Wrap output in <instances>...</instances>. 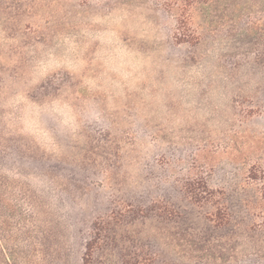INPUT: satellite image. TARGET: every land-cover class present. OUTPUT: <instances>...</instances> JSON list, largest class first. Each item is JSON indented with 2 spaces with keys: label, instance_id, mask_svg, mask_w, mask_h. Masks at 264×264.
I'll return each instance as SVG.
<instances>
[{
  "label": "rangeland",
  "instance_id": "1",
  "mask_svg": "<svg viewBox=\"0 0 264 264\" xmlns=\"http://www.w3.org/2000/svg\"><path fill=\"white\" fill-rule=\"evenodd\" d=\"M0 264H264V0H0Z\"/></svg>",
  "mask_w": 264,
  "mask_h": 264
},
{
  "label": "trees",
  "instance_id": "2",
  "mask_svg": "<svg viewBox=\"0 0 264 264\" xmlns=\"http://www.w3.org/2000/svg\"><path fill=\"white\" fill-rule=\"evenodd\" d=\"M251 173V172H250ZM248 179H250V176H248ZM210 194L212 195V192H210ZM190 197V199H193L195 202H200L199 201V199H200V197H199V194H193V197H192V195H189ZM213 196V195H212ZM222 207V206H221ZM216 210L217 211H220V208H219V206H216Z\"/></svg>",
  "mask_w": 264,
  "mask_h": 264
}]
</instances>
